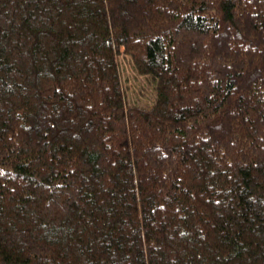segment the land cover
Listing matches in <instances>:
<instances>
[{
  "label": "trees",
  "instance_id": "1",
  "mask_svg": "<svg viewBox=\"0 0 264 264\" xmlns=\"http://www.w3.org/2000/svg\"><path fill=\"white\" fill-rule=\"evenodd\" d=\"M0 264H264V0H0Z\"/></svg>",
  "mask_w": 264,
  "mask_h": 264
},
{
  "label": "rangeland",
  "instance_id": "2",
  "mask_svg": "<svg viewBox=\"0 0 264 264\" xmlns=\"http://www.w3.org/2000/svg\"><path fill=\"white\" fill-rule=\"evenodd\" d=\"M118 64L120 67V73L123 78L124 87L128 94V99L131 100L137 98L141 103H144L146 101L149 102L150 86L145 83L141 76H133L129 60L125 56L121 55L118 58ZM141 82H144V88L142 92H140L138 89V85Z\"/></svg>",
  "mask_w": 264,
  "mask_h": 264
}]
</instances>
